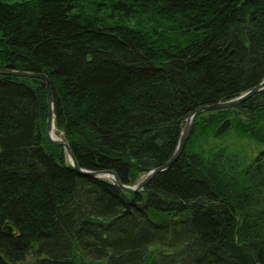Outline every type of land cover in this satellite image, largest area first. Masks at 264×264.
Instances as JSON below:
<instances>
[{"label":"trees","instance_id":"16d2710c","mask_svg":"<svg viewBox=\"0 0 264 264\" xmlns=\"http://www.w3.org/2000/svg\"><path fill=\"white\" fill-rule=\"evenodd\" d=\"M92 1L0 0V68L46 74L80 167L135 186L171 159L198 107L264 81V0ZM141 13L168 23L132 24ZM205 115L218 138L238 128L264 144L262 90L200 114L181 157L131 195L77 174L48 141L43 80L0 75V264H264V150L244 170L192 151Z\"/></svg>","mask_w":264,"mask_h":264},{"label":"water","instance_id":"95a60500","mask_svg":"<svg viewBox=\"0 0 264 264\" xmlns=\"http://www.w3.org/2000/svg\"><path fill=\"white\" fill-rule=\"evenodd\" d=\"M0 75H9V76H18V77H30V78H38L45 82L46 84V92H47V100H48V117L46 122V128H45V135L48 139V141L56 146H60L64 149L65 153L70 159L69 168L76 172L77 174L84 176V177H90L94 179H108L110 183L117 189L124 191L131 195H136L152 181V179L159 173L169 169L173 166V164L181 157L186 144L190 138L191 130L194 125L195 120L198 118V116L205 112H215V111H222L227 110L230 108H234L241 103H244L251 97H253L258 92L264 90V81L260 83L259 85L252 88L247 93L243 94L242 96L224 101V102H217L215 104L211 105H205L198 107L191 116L187 119L186 126L184 128V131L182 132L178 147L174 155L171 157V159L164 164L163 166L156 168L153 171H150L147 173L145 178L136 186H128L124 185L118 175L113 170H101V171H89L86 169H83L80 167L74 153L72 152L68 141L64 136H58L55 133V103H54V96L52 92L51 82L50 79L46 74L43 73H31V72H23V71H15L11 69H5L0 68ZM131 206L136 207L137 209L141 210L144 208V205H139L135 198H133L130 202ZM4 231L8 233L11 236H16L18 234L17 229L14 227V225L11 222H7L4 226Z\"/></svg>","mask_w":264,"mask_h":264},{"label":"rangeland","instance_id":"374dc122","mask_svg":"<svg viewBox=\"0 0 264 264\" xmlns=\"http://www.w3.org/2000/svg\"><path fill=\"white\" fill-rule=\"evenodd\" d=\"M8 4H13L16 2H27L30 0H1ZM78 6L84 8H87L89 11H94L96 9V3L92 0H77ZM104 6V7H103ZM98 13L102 16L108 19L109 21H116V17L109 19L108 16L110 10H108V6L105 5H99L97 7ZM141 13L140 15H137L138 18L133 16L132 18L129 16L128 18L132 22V24L137 22H142L143 19H147L146 26L149 27L151 22V25H157V27H162L168 22L166 20H162L158 16H152L151 14H144ZM140 16V17H139ZM124 17V15H122ZM126 18V17H125ZM107 20V21H108ZM163 24V25H161ZM230 114L229 116H231ZM218 119H211V116L205 115L201 119H199V122L196 127V134L194 135L190 147L192 151L195 152H203L207 155H211L217 152H224L226 155L234 157V159L237 160L238 164L240 165V168L242 170L246 169L256 158V156L264 150V144L257 142L255 139H253L249 134H243L238 128L232 129L229 131L226 135L222 137H216L215 136V128L217 125L213 124ZM264 126V123L262 124ZM242 129V127H241ZM243 130V129H242ZM145 178V175L141 176V179ZM140 179V180H141ZM108 180V179H107ZM162 248L159 246H152L150 248V258H153L154 255L158 254L159 251H161ZM80 264H107L105 262H92L88 259H79Z\"/></svg>","mask_w":264,"mask_h":264}]
</instances>
